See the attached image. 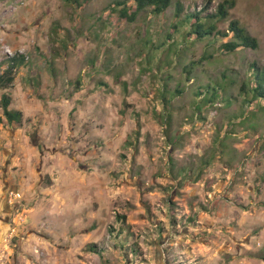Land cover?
<instances>
[{
    "label": "rangeland",
    "instance_id": "374dc122",
    "mask_svg": "<svg viewBox=\"0 0 264 264\" xmlns=\"http://www.w3.org/2000/svg\"><path fill=\"white\" fill-rule=\"evenodd\" d=\"M115 1L0 0V74L15 59L0 85V264H264V118L256 131L231 126L236 104L191 118V87L165 124L157 89L187 86L183 64L211 47L193 43L159 75L144 58L177 2L210 13L221 0H171L131 20ZM230 18L258 47L218 53L190 77L264 65V0H235Z\"/></svg>",
    "mask_w": 264,
    "mask_h": 264
},
{
    "label": "trees",
    "instance_id": "16d2710c",
    "mask_svg": "<svg viewBox=\"0 0 264 264\" xmlns=\"http://www.w3.org/2000/svg\"><path fill=\"white\" fill-rule=\"evenodd\" d=\"M66 1L70 4L80 5L81 0ZM132 1V5H129L127 0L114 2V6L119 7L118 14L120 17L131 20L141 11H149L153 15L163 14L172 3L171 0ZM234 5L235 0H221L215 10L208 13L205 12L204 8L184 11L183 5L177 2L174 10L175 18L169 23L166 37L156 44L152 38H146V46L149 52L145 53L144 58L149 66L148 71H153L155 75L164 74L174 65L182 64L186 52L193 43L203 42L211 47L209 51H203L198 60H189L188 63L183 64L180 73L183 75V81L187 82L192 78L187 86L181 84L182 80H179L175 87L170 90L167 87V81H164L162 82V89H157L156 92L159 93L164 104V113H156V116L163 123L170 125L171 115L174 112L171 104L172 99L183 96L184 91L192 87L189 102L192 108L191 118L200 119L202 109L214 107L215 104H221L226 108L236 104L231 111L229 110L225 114L228 123L231 126L244 125L250 131H256L259 127L261 118H264V65L250 63L242 74L237 70L224 68L219 74L210 73L205 82L197 80L196 76H189L191 67H195L201 62H210L218 53L233 52L238 47L249 49L258 47L257 39L237 19L230 18V10ZM131 6L133 10H131ZM224 21L228 23L227 28H218V23ZM224 37H227V40L217 44V41ZM151 47H154L155 50L161 49L165 53L163 65L160 62V56L156 55L154 49L153 54L150 55ZM154 58L158 59L153 64ZM11 60L13 63L0 74V85L3 88L11 84L14 79L12 72L14 57ZM231 88H236L234 94L231 92ZM1 103L6 119L9 122L20 123L21 112L8 108L10 102L5 94L1 97ZM117 237L118 242L124 241L122 235Z\"/></svg>",
    "mask_w": 264,
    "mask_h": 264
},
{
    "label": "built area",
    "instance_id": "2783aa9c",
    "mask_svg": "<svg viewBox=\"0 0 264 264\" xmlns=\"http://www.w3.org/2000/svg\"><path fill=\"white\" fill-rule=\"evenodd\" d=\"M19 196H20V193L10 191L9 192V201H10V203H12V199H14L15 197H19Z\"/></svg>",
    "mask_w": 264,
    "mask_h": 264
}]
</instances>
